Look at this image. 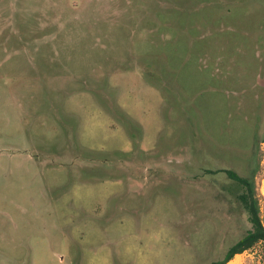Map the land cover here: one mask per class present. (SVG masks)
<instances>
[{"label":"rangeland","instance_id":"374dc122","mask_svg":"<svg viewBox=\"0 0 264 264\" xmlns=\"http://www.w3.org/2000/svg\"><path fill=\"white\" fill-rule=\"evenodd\" d=\"M226 170L264 226V0H0V264H224Z\"/></svg>","mask_w":264,"mask_h":264},{"label":"trees","instance_id":"16d2710c","mask_svg":"<svg viewBox=\"0 0 264 264\" xmlns=\"http://www.w3.org/2000/svg\"><path fill=\"white\" fill-rule=\"evenodd\" d=\"M225 172L231 180L237 182L244 190V193L241 195V201L249 213L252 229H250L247 234L237 243V245L234 246L226 255L223 262L224 264L232 260L237 252L248 250L261 240L264 241V226L260 221L258 205L255 199V190L253 185L254 176L251 178H246L238 176L231 170H226Z\"/></svg>","mask_w":264,"mask_h":264},{"label":"flooded vegetation","instance_id":"af4514ba","mask_svg":"<svg viewBox=\"0 0 264 264\" xmlns=\"http://www.w3.org/2000/svg\"><path fill=\"white\" fill-rule=\"evenodd\" d=\"M258 243H263V244H264V241L261 240V241L258 242ZM258 243H256V244H258ZM256 244H255V245H256ZM236 245H237V244H236ZM236 245H235V246H236ZM232 248H233V247H232ZM232 248H231V249H232ZM231 249L228 251V253L231 251ZM250 249H251V248H250ZM244 251H246V250H243L242 252H237L235 255L240 254V253H243ZM228 253H227V254H228ZM227 254H226V255H227ZM225 257H226V256H225Z\"/></svg>","mask_w":264,"mask_h":264},{"label":"bare ground","instance_id":"6f19581e","mask_svg":"<svg viewBox=\"0 0 264 264\" xmlns=\"http://www.w3.org/2000/svg\"><path fill=\"white\" fill-rule=\"evenodd\" d=\"M230 264H236V263H234V262H231Z\"/></svg>","mask_w":264,"mask_h":264}]
</instances>
